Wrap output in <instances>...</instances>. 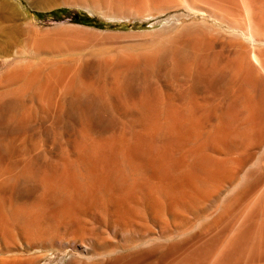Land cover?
<instances>
[{
    "label": "bare ground",
    "instance_id": "bare-ground-1",
    "mask_svg": "<svg viewBox=\"0 0 264 264\" xmlns=\"http://www.w3.org/2000/svg\"><path fill=\"white\" fill-rule=\"evenodd\" d=\"M192 7L198 22L152 41L75 27L19 43L26 18L0 0V264H264V155L252 167L264 151V12L235 26L206 1ZM158 56L160 95L104 102ZM206 80L209 105L196 94ZM108 114L124 120L96 129ZM32 173V186L7 183Z\"/></svg>",
    "mask_w": 264,
    "mask_h": 264
},
{
    "label": "rangeland",
    "instance_id": "rangeland-1",
    "mask_svg": "<svg viewBox=\"0 0 264 264\" xmlns=\"http://www.w3.org/2000/svg\"><path fill=\"white\" fill-rule=\"evenodd\" d=\"M13 1L16 4H18L24 17L26 18L24 20L25 29L21 27L20 30L22 31L17 35L19 43H22L29 38H34V37L36 38L39 35H40L39 37H43V38L52 37L53 35H56L59 32L63 33L64 31H68L69 29H74L75 27H80L76 29H91L94 31L97 30L96 33L99 34L96 35H101V36L103 35L101 33L111 32V33L123 34V35L128 34L129 36L131 35L130 40L132 39V41L134 42L152 41L153 39H157L158 37L162 38L164 36H167L182 26H187V25L190 26L195 24V22H198L199 20L196 19L197 17L195 18V14H194L195 10L193 9L192 6L200 4L202 1L208 2L215 10H217L221 14H224L226 12L225 14L228 17L226 15H223L226 18L224 19L225 20L228 19V21L231 23L233 22L232 25L235 26L237 24H238L237 26H239V24L242 23L244 24L246 21H248V17L250 16L247 17V15L255 7H260L262 5L261 10L264 12V5L261 3L262 1L259 2V0H256L257 2L255 0H249L250 2L248 3L251 6H249V4L247 3V5L249 6L248 11L246 10L247 5L245 4L247 0L244 4H242L241 0L240 1L239 0H114L117 4H119L122 7V9H125L127 11L129 10L131 12L123 16H121V14L116 15V13L114 14L104 11L102 12V10H98V9L97 10L90 9L84 4H81V2L79 3L76 0H13ZM253 6L255 7L253 8ZM249 15H251V12L249 13ZM237 19L238 21H236ZM240 21L242 23H240ZM218 28H220L221 31H224L228 34L236 33L239 36L241 34L242 37L241 36L240 37L243 40L245 41L247 40L246 42L248 44L252 43V40H250L248 36H246L238 28L236 29V27L232 28L231 25L229 26V24L225 23L219 26ZM2 40H4V38L0 37V55L2 54L3 51ZM214 54L215 56H220V51L218 48L215 49ZM154 59L140 58L138 64L140 68L139 71L137 70L138 73H133V71L131 72V70L130 71L127 70L129 74L126 71L123 74L126 76L128 75L130 78H132L133 84H129L130 86L128 85L127 87L128 90H123L120 93L121 96L119 100L115 99L114 96L108 93V91H105L104 95L105 96L107 95L108 98L104 102L108 104H123V103H132V102L138 103V97L140 96V94H143L145 91H146L145 93L147 94L150 93V94L160 95L163 91L162 88L163 84L160 77L163 69L164 60L162 56H158L157 59L156 58ZM3 68L4 65L0 62V69ZM147 71H150V73L148 74ZM140 85L143 87L145 86L144 87L145 89H142L143 87H141ZM98 87L100 89L107 90L109 89L110 86L108 87V85L101 84ZM182 88L183 87L178 83V81L176 82L172 81L171 90L172 91L175 90L174 93L175 92L178 93L182 91ZM209 89H210V85L207 80L202 82L200 86L196 89L197 97H199L200 99H204L205 102L208 103V105L211 102L209 96ZM149 90L154 91V93L149 92ZM132 97L135 98L134 99L135 101L129 100ZM98 102L99 101H92L91 103L98 104ZM122 120H124L123 117L108 114L107 117L103 119V121L99 123L95 122L94 126L96 129H100V130L103 129L101 131H109L119 127L118 125L122 123ZM263 155H264V151L260 153L259 159L257 160L256 164L252 166L253 168L260 167V163H261L260 157H262ZM36 175H37L36 173L30 174L31 177L30 176L22 177L16 175L9 178V180H7V183L8 184L16 183L15 185L16 186L18 185V188L21 187L25 188L28 185L32 186V183L34 182H38V177H36Z\"/></svg>",
    "mask_w": 264,
    "mask_h": 264
}]
</instances>
